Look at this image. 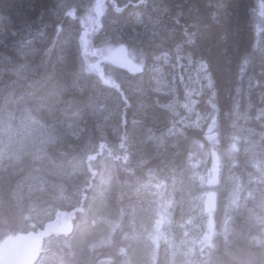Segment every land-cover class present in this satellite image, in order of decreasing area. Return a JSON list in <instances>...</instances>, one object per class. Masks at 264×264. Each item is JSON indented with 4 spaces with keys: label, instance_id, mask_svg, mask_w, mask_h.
<instances>
[{
    "label": "trees",
    "instance_id": "trees-1",
    "mask_svg": "<svg viewBox=\"0 0 264 264\" xmlns=\"http://www.w3.org/2000/svg\"><path fill=\"white\" fill-rule=\"evenodd\" d=\"M260 2L0 0V110H30L56 135L41 158L0 162V243L66 213L30 264H169L179 236L198 244L216 189L196 264H264ZM108 45L137 68L103 59L98 73L88 50Z\"/></svg>",
    "mask_w": 264,
    "mask_h": 264
},
{
    "label": "rangeland",
    "instance_id": "rangeland-1",
    "mask_svg": "<svg viewBox=\"0 0 264 264\" xmlns=\"http://www.w3.org/2000/svg\"><path fill=\"white\" fill-rule=\"evenodd\" d=\"M101 7L102 4L93 2L91 9L95 10L94 12L97 13ZM259 10L262 15L264 12L262 2H260ZM88 28H91L89 24H87L85 30ZM88 54L91 67L98 73L107 69L101 62L103 59V62L106 59L105 62L116 66L119 65L129 70L131 68H137V65L129 58L126 51L116 45L92 48L88 50ZM120 60L122 64L119 63ZM18 109L20 112L8 110V107H3V109L0 110V162L5 157L17 159L22 155H30L32 158H41L45 155L46 146L55 139L54 137L56 135L54 131H51L50 125L32 116L30 110L23 109L22 107ZM209 171H211V175L206 180L209 185L207 189H209L210 186L216 188L219 180V162L216 156H213L211 160ZM201 175L202 173L200 174V172L197 171V173H195V178L200 181L202 180ZM34 185L36 186L37 183ZM214 191H216V189H211V191L204 196L205 210L207 212L205 231L199 238H192L193 240L197 238L198 244H193L189 237L179 236L175 241V243H177V248L171 252L169 264H196V249L193 247L194 245L199 249L207 248L210 244L207 248L210 252L212 237L219 223V220L215 217L216 195ZM189 197L190 195L188 198ZM225 220L224 218V222ZM68 226V215L66 213H60L43 231H46V229L61 231L68 228ZM196 229L199 230L200 228L198 227ZM36 235L37 234L14 235L7 237L1 242L0 261L2 264H30V261L40 247V238ZM172 244H174V242H172Z\"/></svg>",
    "mask_w": 264,
    "mask_h": 264
},
{
    "label": "bare ground",
    "instance_id": "bare-ground-1",
    "mask_svg": "<svg viewBox=\"0 0 264 264\" xmlns=\"http://www.w3.org/2000/svg\"><path fill=\"white\" fill-rule=\"evenodd\" d=\"M262 29H263V27L261 28V30H262ZM261 30H260V31H261ZM261 32H262V31H261ZM252 39H256V37H254V38H252ZM119 63L122 64V61L120 60ZM258 68H259V67H258ZM261 70H262V69H261ZM259 71H260V70H259ZM236 88H237V87H236ZM237 91H238V90H237ZM263 91H264V90H263ZM235 92H236V91H235ZM206 95H207V94H206ZM247 96H248V95H247ZM33 97H34V96H33ZM244 97H246V96L244 95ZM210 98H211V97H210ZM259 99H260V98H259ZM246 100H247V99H246ZM236 101H237V100H236ZM258 101H259V100H258ZM230 104H231V103H230ZM249 105H250V104H249ZM258 105H259V104H258ZM52 106H53V105H52ZM58 106H59V105H58ZM260 106H261V105H260ZM229 108H230V107H228V109H229ZM256 108H258V107H256ZM256 108H254V109H256ZM260 108H261V107H260ZM228 109H227V110H228ZM229 110H230V109H229ZM256 110H257V109H256ZM258 110H259V109H258ZM51 111H52V110H51ZM229 112H230V111H229ZM233 112H234V111H233ZM235 112H236V111H235ZM263 112H264V111H263ZM257 113H258V112H257ZM257 113H256V114H257ZM259 113H260V112H259ZM254 114H255V112H254ZM261 114H262V113H261ZM229 115H230V114H229ZM252 116H253V114H252ZM252 116H251V118H252ZM256 116H257V115H256ZM248 117H249V116H248ZM257 117H259V116H257ZM34 118H35V117H34ZM243 118H244V117H243ZM249 118H250V117H249ZM251 118H250V119H251ZM259 118H260V117H259ZM37 119H38V117H37ZM246 119H247V118H246ZM255 120H256V119H255ZM258 120H259V119H258ZM37 121H38V120H37ZM39 121H40V119H39ZM234 121H235V119H234ZM250 121H251V120H250ZM243 122H244V121H243ZM247 122H248V121H247ZM238 124H239V123H238ZM260 124H261V122H260ZM234 125H235V124H234ZM244 125H245V124H244ZM251 125H253V124L251 123ZM243 127H244V126H243ZM243 127H242V128H243ZM246 127H247V126H246ZM260 127H261V126H260ZM249 128H250V126H249ZM247 130H248V129H247ZM253 130H254V129H253ZM261 130H262V129H261ZM257 131H258V130H256V132H257ZM260 132H261V131H259V133H260ZM263 133H264V132H263ZM117 135H118V134H117ZM258 135H259V134H258ZM260 135H261V136H259V137L261 138V137H262V133H261ZM263 136H264V134H263ZM256 138H257V137H256ZM230 139H231V137H230ZM236 140H237V139H236ZM231 141H232V140H231ZM231 141H230V142H231ZM242 141H243V140H242ZM122 142H123V140H122ZM125 142H126V141H125ZM245 142H247V140H246ZM226 143H227V142H226ZM241 143H242V142H241ZM193 145H194V144H193ZM226 145H227V144H226ZM246 145H247V144H246ZM236 146H237V145H236ZM241 146H242V145H241ZM195 147H196V146H195ZM228 147H229V146H228ZM239 147H240V145H239ZM245 147H246V146H245ZM197 148H198V147H197ZM197 148H196V149H197ZM226 148H227V147H226ZM246 148H247V147H246ZM252 148H253V147H252ZM192 149H193V148H192ZM242 149H243V148H242ZM223 150H224V149H223ZM240 150H241V149H240ZM255 150H257V149H255ZM193 151H194V150H193ZM244 151H245V150H244ZM190 152H192V150H190ZM196 152H197V151H196ZM205 152H206V151H205ZM227 152H228V151H227ZM242 152H243V151H242ZM225 153H226V152H225ZM233 153L235 154V151H234ZM240 153H241V152H240ZM246 153H247V152H246ZM259 153H260V151H259ZM192 154H193V153H192ZM199 154H200V153H199ZM202 154H203V152H202ZM229 154H230V153H229ZM234 154H233V156H235ZM242 154H243V153H241V156H242V158H243V155H244V154H243V155H242ZM248 154H249V153H248ZM197 155H198V154H197ZM225 155H227V154H225ZM225 155H222V156H225ZM249 155H250V154H249ZM249 155H248V156H249ZM251 155H252V154H251ZM254 155H255V154H254ZM229 156H230V155H229ZM233 156H231V157H233ZM257 156H258V155H257ZM193 157H194V156H193ZM227 157H228V156H227ZM227 157H226V158H227ZM250 157H251V156H250ZM258 157H259V156H258ZM191 158H192V156H191ZM199 158H200V157H199ZM201 158L204 160V156L201 157ZM222 158H223V157H222ZM254 158H255V156H254ZM37 159H38V158H37ZM195 159H196V158H195ZM5 160H6V159H5ZM10 160H11V159H10ZM15 160H16V159H15ZM193 160H194V159H193ZM228 160H229V158H228ZM233 160H234V159H233ZM233 160H232V161H233ZM244 160H245V159H244ZM246 160H247V159H246ZM250 160H251V158H250ZM252 160H253V159H252ZM252 160H251V161H252ZM197 161H198V160H197ZM201 161H202V160H201ZM201 161H200V162H201ZM204 161H205V160H204ZM232 161H231V162H232ZM200 162H199V163H200ZM205 162H206V161H205ZM222 162H223V161H222ZM234 162H235V161H234ZM255 162H256V160L254 161V163H255ZM203 163H204V162H203ZM228 163H229V162H228ZM251 163H252V162H250V164H251ZM256 163H258V161H257ZM189 164H190V163H189ZM194 164H195V163H194ZM234 164H235V163H234ZM234 164H232V165H234ZM200 165L202 166V163H201ZM224 165H225V163H224ZM228 165H229V164H228ZM228 165H227V166H228ZM246 165H247V164H246ZM190 166H192V165H190ZM203 166H204V165H203ZM248 166H249V165H248ZM72 167H73V166H72ZM199 167H200V166H199ZM190 168H191V167H190ZM223 168H224V167H223ZM226 169H227V168H226ZM222 170L224 171V169H222ZM225 172H226V171H225ZM228 172H229V171H228ZM222 173H223V172H222ZM226 173H227V172H226ZM223 174H224V173H223ZM231 174H232V173H231ZM226 176H227V175H226ZM230 176H231V175H230ZM241 176H242V175H241ZM231 177H233V174H232ZM236 177H237V176H236ZM233 178H234V177H233ZM224 179H225V178H224ZM231 179H232V178H231ZM224 181H225V180H224ZM39 193H40V192H39ZM45 193H46V192H45ZM45 195H46V194H45ZM38 196H40V195L38 194ZM41 196H42V195H41Z\"/></svg>",
    "mask_w": 264,
    "mask_h": 264
},
{
    "label": "snow or ice",
    "instance_id": "snow-or-ice-1",
    "mask_svg": "<svg viewBox=\"0 0 264 264\" xmlns=\"http://www.w3.org/2000/svg\"><path fill=\"white\" fill-rule=\"evenodd\" d=\"M202 69H203V65H202Z\"/></svg>",
    "mask_w": 264,
    "mask_h": 264
},
{
    "label": "water",
    "instance_id": "water-1",
    "mask_svg": "<svg viewBox=\"0 0 264 264\" xmlns=\"http://www.w3.org/2000/svg\"><path fill=\"white\" fill-rule=\"evenodd\" d=\"M4 264H6V263H4ZM15 264H17V263H15Z\"/></svg>",
    "mask_w": 264,
    "mask_h": 264
}]
</instances>
